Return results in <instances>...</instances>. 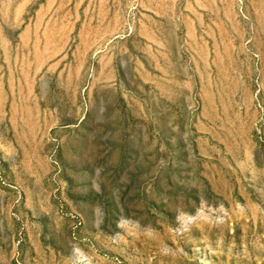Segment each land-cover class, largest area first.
Masks as SVG:
<instances>
[{
	"label": "rangeland",
	"instance_id": "1",
	"mask_svg": "<svg viewBox=\"0 0 264 264\" xmlns=\"http://www.w3.org/2000/svg\"><path fill=\"white\" fill-rule=\"evenodd\" d=\"M0 178V264H264V0H0Z\"/></svg>",
	"mask_w": 264,
	"mask_h": 264
},
{
	"label": "crops",
	"instance_id": "2",
	"mask_svg": "<svg viewBox=\"0 0 264 264\" xmlns=\"http://www.w3.org/2000/svg\"><path fill=\"white\" fill-rule=\"evenodd\" d=\"M25 200L22 217L27 220L26 237L34 240L38 233L50 231L53 235L65 229L68 221L60 218L50 201L49 186L39 182V178H17V183ZM6 189L0 187V263L5 259L6 250L15 238L18 225L11 217V200ZM16 224V225H15Z\"/></svg>",
	"mask_w": 264,
	"mask_h": 264
},
{
	"label": "built area",
	"instance_id": "3",
	"mask_svg": "<svg viewBox=\"0 0 264 264\" xmlns=\"http://www.w3.org/2000/svg\"><path fill=\"white\" fill-rule=\"evenodd\" d=\"M0 180H2V178H0ZM1 183L4 184V182H1ZM60 210H61L60 211L61 215L64 218H66L67 220H69V222H70V226H69L70 235L75 240L77 233L82 226V220L78 216H76L72 213L68 214V213L63 212L61 207H60Z\"/></svg>",
	"mask_w": 264,
	"mask_h": 264
}]
</instances>
